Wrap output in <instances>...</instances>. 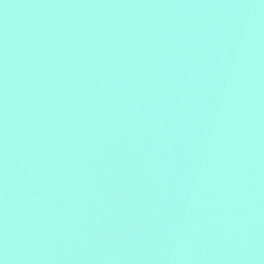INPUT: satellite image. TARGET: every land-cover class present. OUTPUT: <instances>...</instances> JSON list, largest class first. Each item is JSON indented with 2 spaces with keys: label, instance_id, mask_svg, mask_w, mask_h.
<instances>
[{
  "label": "water",
  "instance_id": "1",
  "mask_svg": "<svg viewBox=\"0 0 264 264\" xmlns=\"http://www.w3.org/2000/svg\"><path fill=\"white\" fill-rule=\"evenodd\" d=\"M0 264H264V0H0Z\"/></svg>",
  "mask_w": 264,
  "mask_h": 264
}]
</instances>
